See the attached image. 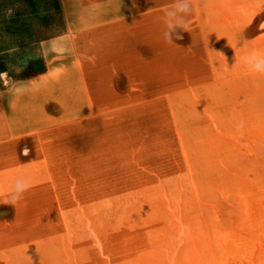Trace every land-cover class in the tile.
Masks as SVG:
<instances>
[{
  "label": "rangeland",
  "instance_id": "1",
  "mask_svg": "<svg viewBox=\"0 0 264 264\" xmlns=\"http://www.w3.org/2000/svg\"><path fill=\"white\" fill-rule=\"evenodd\" d=\"M86 1L84 114L0 118V264H212L264 210V0ZM63 31L59 0H0L4 88Z\"/></svg>",
  "mask_w": 264,
  "mask_h": 264
},
{
  "label": "crops",
  "instance_id": "2",
  "mask_svg": "<svg viewBox=\"0 0 264 264\" xmlns=\"http://www.w3.org/2000/svg\"><path fill=\"white\" fill-rule=\"evenodd\" d=\"M64 13V31L39 44L46 69L40 75L19 82L16 87L4 88L6 84L0 75V118L8 127L17 120L24 131H40L49 127L60 113L69 114L72 108L84 114L87 100H90L87 74L91 57V32L96 25L83 24L80 11H90L92 6L86 0H59ZM88 51V52H86ZM56 114V117H54ZM3 130L5 127L3 125ZM261 210V209H260ZM245 213L229 223L238 231L232 235L225 247L212 244V264H264V210ZM230 238V237H229ZM216 245V246H215Z\"/></svg>",
  "mask_w": 264,
  "mask_h": 264
},
{
  "label": "clouds",
  "instance_id": "3",
  "mask_svg": "<svg viewBox=\"0 0 264 264\" xmlns=\"http://www.w3.org/2000/svg\"><path fill=\"white\" fill-rule=\"evenodd\" d=\"M255 67L257 69H264V61L257 62L255 64ZM17 186H18V188H22L24 185L18 184Z\"/></svg>",
  "mask_w": 264,
  "mask_h": 264
},
{
  "label": "snow or ice",
  "instance_id": "4",
  "mask_svg": "<svg viewBox=\"0 0 264 264\" xmlns=\"http://www.w3.org/2000/svg\"><path fill=\"white\" fill-rule=\"evenodd\" d=\"M260 27H261V28H264V23H261Z\"/></svg>",
  "mask_w": 264,
  "mask_h": 264
}]
</instances>
